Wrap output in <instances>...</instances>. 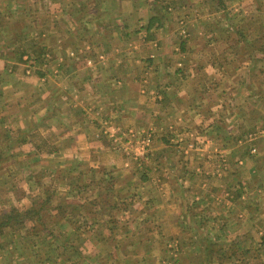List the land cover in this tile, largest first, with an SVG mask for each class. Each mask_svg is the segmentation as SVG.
<instances>
[{
  "label": "crops",
  "instance_id": "crops-1",
  "mask_svg": "<svg viewBox=\"0 0 264 264\" xmlns=\"http://www.w3.org/2000/svg\"><path fill=\"white\" fill-rule=\"evenodd\" d=\"M245 1L0 0L2 264H264ZM241 88L260 105L236 139Z\"/></svg>",
  "mask_w": 264,
  "mask_h": 264
},
{
  "label": "rangeland",
  "instance_id": "rangeland-1",
  "mask_svg": "<svg viewBox=\"0 0 264 264\" xmlns=\"http://www.w3.org/2000/svg\"><path fill=\"white\" fill-rule=\"evenodd\" d=\"M245 3L253 4L252 0H247V1H245ZM245 3H243V4H240V3H238V4H229L228 3L229 5H227L228 7L226 8V11L229 14H232L235 11V14L238 16L236 18V22L234 24L235 27H236L237 24H238V27H240V28L241 27H245V28L247 27L248 28L247 33L250 32V34L256 35V39H261V38H259V36L260 37L263 36V38L261 39L262 41L258 42L259 43L258 46H260V47L264 46V34H262L263 31H264V15L262 13L258 12L256 10V8H258V7H255V6H252L253 11L251 13L249 11L247 12V10L243 8V5L246 6ZM254 4L255 5L259 4V2H256ZM242 16H244V17L242 18ZM228 24H229V22H228ZM183 26L184 27L186 26L185 23H183ZM256 56H257V53L254 52V57H256ZM252 64H253V62H252ZM253 72H257V67L253 70ZM241 84H242V82H241ZM245 84H246V86H249V83L246 82ZM249 87L252 89L251 90L252 92H253V90H254V92H258L259 88H261V92H264V86H260V81L258 79H257V81H255L254 85L249 86ZM249 92L250 91L243 90V88L240 89V92L237 94V97L239 99L237 101H235V104H237L236 108H235V112H237L238 117L233 122L228 121V120L223 122V124L225 126L227 125L228 128L233 132V134L236 137V139L240 138V137H243V133L246 132V130H244V128L242 126V121L244 120L242 116H245V120H249L250 119L251 123H253L255 120H257L255 115L252 114L250 116V113H251V109H253L254 106L260 105V103L258 101H252L251 99H246L247 97H249V94H250ZM243 103H244V105L246 107L247 106L250 107V109L246 110V111H241L240 109H242ZM261 106L262 107H260L259 109L264 112V104H261ZM225 108H227L226 110H229L230 106L226 105ZM246 112L247 113L250 112L249 115L248 114L246 115L245 114ZM257 125H258V122L256 123L255 127ZM247 129H249V126L247 127ZM259 129H260V131H258ZM259 129L257 131H255V132L249 134V140H252L255 137L257 138L259 135H264V121H261L259 123ZM247 139H248V136H247ZM260 139L261 138H258L257 140H260ZM243 140H245V139L243 138ZM243 154L244 153H242L240 150L236 149L235 150V155H234L235 159H237L239 157H242ZM255 154H258V153L256 152ZM261 155H263L262 151H261ZM255 156H257V158H253L251 160V162H250L249 159H247V166H250V164H251V166H254V168L256 170L255 174L250 175L252 183H258V182L255 181L256 179H254V176H256V174L258 173L256 165H254V162H259L261 160L259 158H262L259 155H255ZM262 178L263 177L259 178L260 182L264 183V180ZM15 186H19V183L15 182ZM34 186H35V188L39 187V186H37V184H34ZM48 186H51V184H49V185H47L45 187H40L39 190L41 192H44L43 189L47 188ZM262 190H264V189L262 188ZM122 209H126V207L122 206ZM107 211H109V210H107ZM86 215H89V214L87 213ZM83 221H84L83 218L81 220L79 219L78 225L80 223H82ZM13 231H16L17 234H18V231H20V230H9V231H6V232H13ZM33 231L35 232V230H33ZM1 233H3L2 230H0V234ZM0 237H2V236L0 235ZM1 240L4 241L3 239H1ZM2 241H0V254H4V256L10 257V258L12 256H15V254L17 255V253L19 251L18 249L13 248L10 251H8L9 247L6 248L5 244ZM0 264H2V260H0Z\"/></svg>",
  "mask_w": 264,
  "mask_h": 264
},
{
  "label": "trees",
  "instance_id": "trees-1",
  "mask_svg": "<svg viewBox=\"0 0 264 264\" xmlns=\"http://www.w3.org/2000/svg\"><path fill=\"white\" fill-rule=\"evenodd\" d=\"M8 217H9V218H10V217H16V215L13 214V215H10V216H8Z\"/></svg>",
  "mask_w": 264,
  "mask_h": 264
},
{
  "label": "built area",
  "instance_id": "built-area-1",
  "mask_svg": "<svg viewBox=\"0 0 264 264\" xmlns=\"http://www.w3.org/2000/svg\"><path fill=\"white\" fill-rule=\"evenodd\" d=\"M29 69H31L30 67H28Z\"/></svg>",
  "mask_w": 264,
  "mask_h": 264
}]
</instances>
